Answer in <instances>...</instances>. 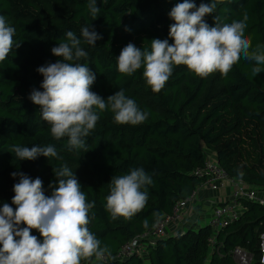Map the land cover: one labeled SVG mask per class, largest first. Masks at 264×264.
Masks as SVG:
<instances>
[{"label":"trees","instance_id":"1","mask_svg":"<svg viewBox=\"0 0 264 264\" xmlns=\"http://www.w3.org/2000/svg\"><path fill=\"white\" fill-rule=\"evenodd\" d=\"M181 2L97 0L100 12L93 20L89 0H56L50 7L55 20L51 23L38 0H0V15L15 27L13 39L21 44L0 61V207L4 203L16 207L12 204L13 186L19 176L14 179L13 172L40 178L45 195H51L49 185L58 184L53 168L66 164L76 174L87 202H95L88 227L101 247L110 252L102 261L93 257L94 264H236L232 256L235 249L252 252L251 264H260L264 207L247 200H240V217L217 231L209 224L198 226L191 219L179 232L155 240L144 253L114 257L201 185L203 181L191 173L209 155L245 189L264 191V70L253 76L254 62L241 58L227 74L219 72L217 79H201L186 66H177L160 93H153L147 85L143 68L131 76L118 72L116 58L128 43L150 51L151 40L168 39L169 26L174 23L169 12ZM194 2L199 7L210 0ZM245 13V35L253 48L264 45V0H218L212 15L205 19L214 26V16L222 23H231L242 20ZM85 25H93L102 36L95 46L80 35ZM68 31L81 38V46L88 52L79 62L86 63L96 75L91 90L105 100L123 90L149 114L139 125H118L110 110H98L99 120L86 138L87 152L69 151L67 138L53 139L39 106L29 99L33 88L43 91V76L37 69L60 59L51 49L66 39ZM49 144L56 147L61 159L41 156L21 161L11 151L15 145ZM133 168H143L152 178L147 203L131 219L111 220L105 210L109 182ZM32 235L42 240L38 231L33 230Z\"/></svg>","mask_w":264,"mask_h":264},{"label":"clouds","instance_id":"2","mask_svg":"<svg viewBox=\"0 0 264 264\" xmlns=\"http://www.w3.org/2000/svg\"><path fill=\"white\" fill-rule=\"evenodd\" d=\"M217 3L218 0L201 2L199 7L194 0L177 3L169 12L174 23L169 26L168 39L151 40L150 51L128 43L116 58L118 72L131 76L143 68V78L153 93L161 92L177 66H186L189 73L204 79L217 71L227 74L243 58L254 62L253 76L260 74L264 70V45L253 48L245 35L247 13L242 20L231 23H222L219 16H214V26H210L205 18L212 15ZM88 11L96 20L100 12L97 0H89ZM15 32V27L0 15V61L8 57L14 46H21L13 39ZM80 35L92 46L102 39L93 25L83 26ZM65 36L51 49L60 59L37 69L43 76V91L33 88L29 99L39 106L53 139L67 138L69 151L87 152L86 138L96 127L98 110H110L118 125H139L149 114L126 97L123 90L107 100L93 92L96 75L86 63L79 62L88 57V52L74 32L68 31ZM11 151L21 161H34L41 156L61 159L51 144L15 145ZM53 172L58 184L49 185L51 195H45L40 178L32 179L22 172L11 174L14 179L19 176L13 186L12 204L16 207L8 203L0 207V264H94L93 257L102 261L106 254L110 255L89 230V213L95 202H87L76 174L66 164L53 168ZM152 183L143 168L112 177L105 204L111 220H128L140 212L148 200L147 186ZM147 226L145 221L144 227ZM33 230L40 233L42 240L32 235ZM261 247L264 250V245Z\"/></svg>","mask_w":264,"mask_h":264},{"label":"built area","instance_id":"3","mask_svg":"<svg viewBox=\"0 0 264 264\" xmlns=\"http://www.w3.org/2000/svg\"><path fill=\"white\" fill-rule=\"evenodd\" d=\"M191 174L193 177L203 181L201 185L194 189L186 199L177 202L171 213L161 217L152 228L126 243L118 254L114 255L115 258L120 259L132 254L144 253L147 247L155 243V240L165 237L170 231L171 233L176 232L184 219L192 216H189V209L196 206L198 193L203 187L212 193H217L230 184L236 187L234 193L226 203L214 205L209 226L215 231L228 223L236 221L240 217L242 213L240 200L255 202L264 207V198L259 196L257 191L245 189L241 181L231 179L228 172L216 163L213 155L206 157L204 163ZM187 213L188 216L186 217ZM262 245H264V233L259 236L260 264L264 260ZM232 256L234 260L237 259L238 262L235 260L236 264H251L252 259L246 251L235 249L232 252Z\"/></svg>","mask_w":264,"mask_h":264},{"label":"crops","instance_id":"4","mask_svg":"<svg viewBox=\"0 0 264 264\" xmlns=\"http://www.w3.org/2000/svg\"><path fill=\"white\" fill-rule=\"evenodd\" d=\"M257 192H258V195L264 198V191H257ZM233 193H234V187L232 184L228 185L225 189L217 193H212L205 187L201 188L198 193L196 206L194 208L189 209L190 211L188 210L189 216L192 215L191 217L192 222L193 221L197 222V220L203 219V217L205 216L204 208L202 207V205H213L214 206L224 201H228ZM179 227L174 233H171L170 231V234H175L179 232L180 230H182V227L180 228Z\"/></svg>","mask_w":264,"mask_h":264},{"label":"rangeland","instance_id":"5","mask_svg":"<svg viewBox=\"0 0 264 264\" xmlns=\"http://www.w3.org/2000/svg\"><path fill=\"white\" fill-rule=\"evenodd\" d=\"M38 2L43 6V10L45 11V13L47 15H49L51 23H54L55 20H54V17L52 15V12L50 10V7H51L52 3L56 2V0H38ZM218 75H219V71L212 73L211 75L208 76V78L217 79ZM202 207L204 208V215L205 216L203 217V219L197 220V224H198V226H202L203 227V226L209 224L210 219H211V215L213 214L214 206L213 205H202ZM187 216H188V213H187L186 217ZM191 217L192 216H190L189 218H185L184 221L182 222V224L180 225V227L183 228L186 225H188L187 223H188V221H190ZM248 254H249V256L252 259L251 260V263H252L253 260H254V255H253L252 252H248ZM235 260H236V262H238L237 259H235Z\"/></svg>","mask_w":264,"mask_h":264}]
</instances>
